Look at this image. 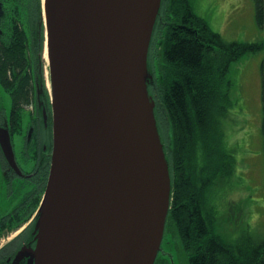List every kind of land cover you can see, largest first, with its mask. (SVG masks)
Returning a JSON list of instances; mask_svg holds the SVG:
<instances>
[{"label":"water","instance_id":"95a60500","mask_svg":"<svg viewBox=\"0 0 264 264\" xmlns=\"http://www.w3.org/2000/svg\"><path fill=\"white\" fill-rule=\"evenodd\" d=\"M161 3L43 2L53 149L34 264L155 262L172 195L149 86ZM0 145L14 165L6 131Z\"/></svg>","mask_w":264,"mask_h":264},{"label":"trees","instance_id":"16d2710c","mask_svg":"<svg viewBox=\"0 0 264 264\" xmlns=\"http://www.w3.org/2000/svg\"><path fill=\"white\" fill-rule=\"evenodd\" d=\"M253 5L256 24L264 27V0H253ZM256 51H263L259 76L264 158V39L226 41L195 14L190 0H162L148 57L157 61L149 86L172 183L164 232H171L187 251L189 264H264V238L229 243L213 230L212 212L206 207L209 192L215 187L210 196L214 206L216 183L229 179L237 164L221 127L227 110L237 106L229 94V65ZM26 66L21 42L0 45V84L12 100V113L31 101L33 74L24 71Z\"/></svg>","mask_w":264,"mask_h":264},{"label":"rangeland","instance_id":"374dc122","mask_svg":"<svg viewBox=\"0 0 264 264\" xmlns=\"http://www.w3.org/2000/svg\"><path fill=\"white\" fill-rule=\"evenodd\" d=\"M190 2L195 14L226 41L256 42L264 39V27H259L255 21L253 0ZM262 55L263 51L248 52L229 65L228 77L232 82L229 94L237 106L227 110L221 127L237 164L229 179L216 183L213 195L215 207L210 199L215 187L209 192L206 206L212 212L213 230L232 244L264 238V158L260 133L259 76ZM42 61L48 86L47 59L42 57ZM149 63L148 68L155 76L157 61ZM4 101L10 105L9 95L0 85V106L4 105ZM162 251L165 264H189L187 251L176 243L171 232L164 235Z\"/></svg>","mask_w":264,"mask_h":264},{"label":"flooded vegetation","instance_id":"af4514ba","mask_svg":"<svg viewBox=\"0 0 264 264\" xmlns=\"http://www.w3.org/2000/svg\"><path fill=\"white\" fill-rule=\"evenodd\" d=\"M43 8L42 0H0V45L21 42L24 71L33 74L30 103L15 113L10 97V105L4 101L0 106V133H8L14 159L12 165L0 145V264H34L35 218L51 165L53 116L49 92L44 91ZM160 252L154 264H165Z\"/></svg>","mask_w":264,"mask_h":264},{"label":"bare ground","instance_id":"6f19581e","mask_svg":"<svg viewBox=\"0 0 264 264\" xmlns=\"http://www.w3.org/2000/svg\"><path fill=\"white\" fill-rule=\"evenodd\" d=\"M44 2V0H42ZM43 12L45 13L44 9H43ZM44 57L47 59V48H46V45H45V49H44Z\"/></svg>","mask_w":264,"mask_h":264}]
</instances>
